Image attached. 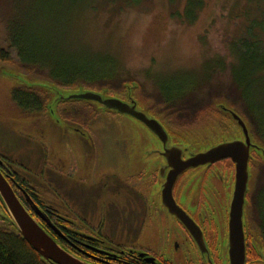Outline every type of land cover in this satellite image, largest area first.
I'll use <instances>...</instances> for the list:
<instances>
[{"label": "rangeland", "instance_id": "374dc122", "mask_svg": "<svg viewBox=\"0 0 264 264\" xmlns=\"http://www.w3.org/2000/svg\"><path fill=\"white\" fill-rule=\"evenodd\" d=\"M186 1L188 0H0V47L8 49L14 61L17 60V54L11 42L17 43L23 39L26 42L41 41L47 45H57L52 51L60 52L62 57L109 55L117 62V76L129 80L130 83L136 82L137 88L132 92L133 97L150 112L153 106L159 108L156 106L159 101L157 84L163 81L179 82L181 91L194 92L195 95H208V83L226 88L231 80L230 67L227 65L232 60L237 64L232 48H242V42L247 39L246 27L260 13L256 8L260 0H200L202 3L194 7L192 19V15L186 11ZM217 56L226 60V68L223 70L218 67L212 74L210 66ZM2 66L0 109L7 107V102L10 101L7 99V92L13 86L47 87L52 95L55 94L54 89H58L63 95L78 92V89L62 88L42 75H27L13 63ZM223 97L222 94L209 96L210 108L205 112L210 114L209 119L185 121L180 118L179 120L175 115L171 116L172 121L169 123L173 125L172 128L184 131L180 132L193 150L206 147L222 137L227 140L232 137L242 138L239 127L232 122L231 126L224 125L226 129H222L223 126L207 128L209 121H218L214 116L215 112H218L215 105L225 101ZM249 99L264 126V81L251 86ZM7 108L8 112L0 110V160L13 165L21 176L24 174L23 169L29 170L34 177L32 185L36 186L37 196L53 202L54 206L58 205L57 200L61 199L60 204L66 201L68 204L85 205L83 210L89 208L91 190L86 188L90 185V178L85 174L91 173L95 156L109 158L110 150L116 148L119 150V158L124 160V170L134 173L135 169L143 166L144 160H147L145 155L150 149L149 146L155 144L151 134H147L144 127L133 118L121 115L122 117L117 119L100 108L98 111L101 122L97 127H90L93 128L91 134L96 132L95 135H100L99 141L79 138L66 121L61 119V122L57 123L53 117L46 118L39 136L40 122L37 123V119L34 122V118L32 122L27 121L28 118H25L24 114L20 119H25L29 127L23 125V130L19 131L17 136L11 132V128L16 125H13L10 118L15 121L14 114L19 111L14 109L10 102ZM21 122L23 124V121ZM103 138L107 140L104 141ZM44 153L51 162L59 160L61 172L67 176L72 172L69 158L74 157L79 162L80 173L84 174L82 181L72 173L75 181L63 176L60 178L59 187L49 180V184L46 183V193L42 194L40 191L45 187L44 179H40L38 172L41 164L45 162L40 159ZM252 153L255 158L254 162L250 163L252 177L249 196L256 189L257 183H264V177L258 181V173L264 167V160L256 151ZM100 166L101 162L98 163V167ZM229 171H222V183L228 179L224 176L228 177L231 173ZM224 185L227 187L228 183ZM228 188L229 200L232 180ZM258 191H261L259 198L262 200L259 209L263 213L264 190ZM94 192L97 193L95 190ZM122 205H113L110 213L113 216L109 217H114L111 223L113 243L123 242L125 245V232H129L131 218L123 213ZM249 209L248 202L245 208L248 228L251 227L247 218ZM249 232L253 237L251 243H257L255 232L251 229ZM218 233L215 244L219 254L222 245L220 240L224 234L221 224L218 226Z\"/></svg>", "mask_w": 264, "mask_h": 264}, {"label": "flooded vegetation", "instance_id": "af4514ba", "mask_svg": "<svg viewBox=\"0 0 264 264\" xmlns=\"http://www.w3.org/2000/svg\"><path fill=\"white\" fill-rule=\"evenodd\" d=\"M135 100L139 109L145 110L136 98ZM109 113L117 119L123 115L113 111ZM123 116L133 118L136 123L144 127V131L151 134L155 144L149 146L150 149L145 155L147 160H144L143 166L136 168L134 173L124 170V160L119 158L117 154L119 150L116 148L110 150L109 158L102 159L100 156H95L91 173L85 174L90 178V185L86 189L91 190L89 208L86 210H83L86 206L82 204L83 207L68 204L65 200L64 204H60V199V202L57 200L58 205L54 206L53 202L37 197L36 186L32 185L34 177L29 170L23 169L24 174L21 176L13 165L4 164L0 160V172L13 189L15 187L21 191L27 203L23 205L24 208L39 225H43V229L54 240L56 237L63 240L66 244L65 248L57 240L55 241L66 251L73 252L84 261L92 264H228V255L224 250L228 238L227 194L231 180L232 185L234 182V163L229 158H225L210 165L189 167L179 172L172 181L167 175L174 169L164 156L166 148H181V157L184 161L192 154L190 151L193 148L189 144H178L168 132L169 141L167 140L163 145L158 136L153 134L144 123L142 124L132 116ZM33 121L35 122V119ZM70 129L81 139L93 142L100 140V135L91 134L89 130L90 134L85 131L86 129L76 130L73 126H70ZM38 130L40 136L42 130L39 126ZM103 140L106 141L107 138ZM188 147L190 150H187ZM42 148L44 151V147ZM44 155H39L41 162L43 160L45 162L41 164L38 172L40 179L42 177L44 179L45 187L42 189L44 191H40L42 194L45 195L49 180L59 187L60 178L63 176L72 178V173L82 181L84 174L80 173L79 162L74 157L69 158L72 170L69 177L61 172L59 160L51 162L48 155ZM225 161H229L230 164ZM99 162L102 163L100 167H98ZM228 170L231 173L228 177L224 176L228 179L222 183L224 179L222 171ZM72 180L75 181L73 178ZM20 182L24 189L19 186ZM224 183H228L227 187L223 186ZM168 195L177 207L199 227L208 246V254L202 256L183 220L163 202V198ZM116 203H122L123 213L131 218L129 232H125L127 237L124 240L127 241L125 245L123 242L113 243L111 223L114 217L109 216H113L110 213L112 206ZM35 208L41 211L42 217L35 214ZM244 215L246 216V210ZM219 224L223 227L224 234L220 240L221 252L218 254L215 243L219 236Z\"/></svg>", "mask_w": 264, "mask_h": 264}, {"label": "trees", "instance_id": "16d2710c", "mask_svg": "<svg viewBox=\"0 0 264 264\" xmlns=\"http://www.w3.org/2000/svg\"><path fill=\"white\" fill-rule=\"evenodd\" d=\"M186 2H188L186 11L192 15L193 19L194 7L200 6L202 2L200 0H188ZM256 8L260 11L259 16L257 14L255 16L256 18L251 20L250 25L246 27L247 39L242 42V48H232L233 56L237 58V64L232 60L227 65V67H230L231 80L226 88L220 87V85L215 86L216 84L214 83L213 85H211L212 83H208V95H206V93L203 95H195L194 92L188 93L186 91H181L179 82L168 83V81H163V83L157 84L159 101L156 106H159V108L153 106V109L147 112L157 117L164 125L169 135L173 137L174 141H177L178 144H187V141L184 139V135L181 134V132H184L183 130H180V132L172 128L173 125L169 123L172 121L171 116H176L178 119L180 118L185 121L198 118L209 119L210 114H206V111L210 108V101H208L209 96L212 97L213 94H222L225 99L223 102L242 114L245 121L248 122L253 141L264 147L263 121L256 111L253 110L251 100L249 99L251 96V86L264 81V0L258 1ZM11 43L16 49L18 61L12 59V55L8 49L6 50L0 47V70L3 68L2 65L5 64L8 66V63H13V65L23 69L27 75L32 73L40 76L42 75V77L46 78L48 81L62 88L72 90L82 88L96 92L105 89L107 95L109 94L118 98H126L127 85L136 83L133 81L130 83L128 82L129 80H124L117 76V62L109 55L90 54L89 57L84 58L74 55L71 56L72 58L66 56L62 57L60 52L55 53L52 51L53 47L57 45H47L43 42L42 44L41 41L26 42L25 39L17 43ZM213 61L214 62H212L210 66L212 74L214 71H217L216 69H218V67L222 69L226 68L224 65L227 63L224 58L217 56ZM7 99L10 100L8 102L13 105V108L19 111L17 114H14L15 121L10 118L13 125H16L11 128V132H14L17 136L18 132L23 130V125L27 128L29 127L26 123L28 120L32 122L33 118L37 119V123L40 122L41 124V126H39L40 130H42V126L46 123V118L50 119L48 104L51 102L52 97L51 93L43 87H26L24 85L13 86L7 92ZM75 104L76 106H74ZM68 105L69 107H67ZM7 107H2L0 110L8 112L9 110ZM55 108L59 118L71 125H77L83 128V130L86 129L85 131L89 130L92 132L94 126L96 125L97 127L100 123V112L97 110L96 106L87 101L75 100L59 102ZM217 111L218 112H215L214 116H216L218 121L213 123L209 121L210 123L207 126L208 129L218 128L220 126H223L222 129H226L224 125L231 126V122L236 126L226 113L221 110ZM109 112L106 111L105 113L108 115L112 114ZM22 114L26 116L25 118H28L27 121L22 118L20 119ZM205 114L206 116H203ZM21 121H23V124ZM3 124L5 125L7 123L4 122ZM92 126L93 128H90ZM223 139L227 140L226 137H222L219 141L211 142L210 144L221 142ZM210 144L206 147H209ZM206 147L199 149H205ZM252 155L255 158V154L252 153ZM253 162L254 159L250 161L251 164ZM263 177L264 167L258 173V181H261ZM19 186L24 189L21 182ZM259 189L264 190V183H257L256 189L250 196L247 194L248 196L246 197L250 203V211H248L249 217L247 216V218H249L248 221L251 227L248 228V232L250 229L255 232V241L257 242L251 243L253 237L250 236L251 234L249 232L246 240L247 264H262L261 255L256 249L258 246L262 248L264 253V212L262 213L259 209L262 204V200L259 198L261 193V191H258ZM14 191L22 204L24 206L27 205L21 191L15 187ZM40 226L44 228L43 225ZM54 236L56 235L54 234ZM55 240L61 243L64 248L66 247L65 242L60 240V238L58 239V237H56ZM0 264H54L44 260L40 254L35 252L29 243L22 238L15 225H13L12 220H10L1 198Z\"/></svg>", "mask_w": 264, "mask_h": 264}, {"label": "water", "instance_id": "95a60500", "mask_svg": "<svg viewBox=\"0 0 264 264\" xmlns=\"http://www.w3.org/2000/svg\"><path fill=\"white\" fill-rule=\"evenodd\" d=\"M43 88L51 93L47 87ZM126 88V99L118 98L109 94L107 95L105 89L96 92L90 89L85 90L79 88L78 92L64 95L60 93L58 89H54L53 93L55 94H51L52 100L48 104L49 117L56 119L57 123L61 122V118L57 115L55 108L59 102L75 100L87 101L96 106L97 110L100 108L102 111H113L136 118L142 124L144 123L153 134L158 136L163 145H165L170 137L164 126L145 110L141 111L136 104L132 92L137 88V84L132 83L127 85ZM215 108L223 111L230 117V119L239 127L243 135L242 138H231V140L223 139L221 142L210 144V146L205 149L191 150L190 152H192V154L185 161L182 160L181 157V148H166L164 156L167 158L168 164L171 168L174 169V172H170L167 176L168 179L172 180L184 169L198 167L200 165H210V163L225 158H229L232 163H234V182L229 195L228 206V238L224 250L228 255V264H246V240L249 232L247 221H245L244 209L248 204V199L246 197L250 192L249 183L252 177L249 163L254 159L252 155L253 151L260 154L264 160V147L253 141L251 132L249 131L248 122L245 121L242 114L235 111L231 106H227L224 102H219L215 105ZM67 124L69 127H75L76 130H83V128H80L77 125L74 126L69 123ZM187 150H190V147H188ZM0 198L17 231H19L22 238L27 241L32 249L39 253L44 260L48 262L50 261L54 264H92L79 258L73 252L66 251L39 225L28 210L24 208L23 204L16 196L14 189L10 186L2 172H0ZM27 199L30 201L29 197H27ZM163 202H165L166 206L173 213L177 214L183 220L190 234L193 235L202 256L208 254V246L199 227L177 207L170 195L163 198ZM34 211L35 214L42 217V213L38 208H35ZM256 249L261 255L262 264H264V253L262 248L258 246Z\"/></svg>", "mask_w": 264, "mask_h": 264}]
</instances>
